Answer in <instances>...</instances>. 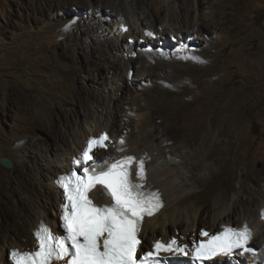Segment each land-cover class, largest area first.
I'll use <instances>...</instances> for the list:
<instances>
[{
	"label": "rangeland",
	"instance_id": "1",
	"mask_svg": "<svg viewBox=\"0 0 264 264\" xmlns=\"http://www.w3.org/2000/svg\"><path fill=\"white\" fill-rule=\"evenodd\" d=\"M109 2L0 0V157L9 158L13 163L11 169L0 165L1 235L9 232L14 239L22 236L15 222L2 213L1 201L9 178L20 169L18 164L27 162L26 152L39 148L35 144L30 147V143L38 140V144L41 141L48 148L50 145L53 147L50 142L53 138L49 140L51 131L55 129L53 125L56 124L59 131L63 130L61 108L66 109L70 116L83 117L87 104L80 106L79 102L82 98L87 101V95L95 87L103 100L93 106L97 105L99 113H105V88L113 87L110 78L122 71L117 66L112 68L104 64L99 67L93 63L86 52V35L88 25L93 21L96 23L97 15H102L100 5L107 6ZM168 2H174V7H187L175 0H166V4ZM192 4L195 8L187 7L181 13L191 9L190 15L199 21V26L197 32L190 33L189 37L195 35L199 39L191 38L190 48L185 51L176 50L181 43L178 38L169 37L167 42L171 45L169 52L176 50L175 57L194 56L199 65L197 75L194 73L195 79L201 81L198 90L190 89V93L185 94L184 91H188L186 82L171 74L172 67L166 65L160 73L155 68L145 71L138 67L142 60L135 59L131 67L134 75L145 72L148 76L129 81L126 88H122V94L118 91L117 97L121 100L116 116L118 121L111 129L115 144L102 155L109 160L115 155L119 143L123 141L128 145L138 139L141 133L137 126L142 118L148 121V118L159 116L162 121L157 112L164 108V103H169L168 112L176 123L175 127L167 130L174 142L180 140L183 131L189 132L193 139L202 129L208 131L210 125L218 122L217 131L222 142L209 153L212 164L207 162L211 165L207 180L203 179L206 173L202 165L204 150H197L200 168L191 169L188 165L191 176L202 173L199 183L194 185L195 191L201 190L200 200L195 206L204 209L196 219L197 229H202L211 226L214 212L207 208L217 202L219 194L228 193L224 202L231 201L242 184L246 186L243 191L245 207L252 210L264 191V0H190ZM94 8H97L96 12ZM157 23L161 24L160 21ZM78 36L80 44L77 43ZM154 47L162 49L158 41ZM116 52L115 46L113 49L104 44L99 55L105 62V58L115 56ZM208 72L212 73V80L203 79ZM91 78L96 84H90ZM189 81L192 87L194 80L189 78ZM91 104L88 103L89 106ZM125 104L128 109L121 112L120 108L127 106ZM228 110L230 116L234 115L235 125L230 119L224 122V112ZM73 120L68 131L74 126ZM228 123H232L231 126ZM158 142L155 136L150 139L154 145ZM214 142L210 136L208 143L202 145L206 148ZM171 148L176 150L172 152L175 156L182 155L179 147ZM54 156L52 148L50 157ZM257 172H261L257 174V183L251 185L249 177ZM249 194L254 197L252 203ZM187 211L191 213L193 210ZM233 217L232 224L236 226L238 219L236 215ZM184 228V224L177 230L171 227L170 233L180 237ZM151 244L152 241L148 242L146 247Z\"/></svg>",
	"mask_w": 264,
	"mask_h": 264
},
{
	"label": "bare ground",
	"instance_id": "2",
	"mask_svg": "<svg viewBox=\"0 0 264 264\" xmlns=\"http://www.w3.org/2000/svg\"><path fill=\"white\" fill-rule=\"evenodd\" d=\"M175 1L185 4L188 8H195L194 4L190 5V0ZM174 4V2L166 4V0H110L107 6L100 5L103 12L101 16L97 15L98 19H96L100 23L93 21L87 27L86 52L89 54L91 61L97 63L99 67L104 64H108L112 68L117 66V68L121 69L122 73L115 74L110 78L109 82L113 84V87L110 84L111 87L105 88L106 95H103L106 101V106L103 108L105 113H102V111L99 113L97 105L93 106L94 103L100 104L103 100L101 93L99 92V95V90L95 87L87 95V101H84L82 98L79 102L80 106H83L85 103L87 104L86 109H83V117L70 116L66 112V109L61 108V114L63 113L64 115L62 117V119L64 118L63 130L59 131L56 124L53 125L55 129L51 131L52 135L49 136V140L50 137L53 138L50 141L53 147L50 145L51 148H48L41 141L38 144V140L36 143H30V147L35 144V146L39 145V148L37 151H35L36 149H29L26 152L28 164H26V161L18 164L21 170L19 169L16 174L9 178L8 184L4 189L3 200L1 201L2 213L15 222L17 231H20L22 236L14 239L9 236V232L0 234V264L5 261L9 249L31 250L34 248L36 241L32 238V232L36 229L40 220H43L53 228L56 227L61 193L56 188L54 180L57 175L66 173L69 170V162L72 156L81 151L88 136L96 137L104 129L108 131L111 139H114L115 135L111 129L118 121L116 116L119 113L117 112L119 109L118 104L121 102L117 94L118 91L121 93L122 88H126L129 84L127 73L134 65L135 59L140 58L142 60L139 61L138 67L144 68L145 71L147 68H155L160 73L166 65L172 67L174 70H171V74L174 73L186 82L188 91H184L185 94L190 93V89L193 91L198 90L201 81L200 79H195L199 65L195 61L194 56L188 55L185 58H179L180 55L178 57L174 55L176 50H188L191 38L199 39L195 35L189 37L190 33L197 32L199 21L196 18L192 19V15H190L191 9H187L188 11L181 13V10H185L187 7L179 5L174 7ZM94 11L96 12L97 8H94ZM101 21H103V24ZM157 21H160L161 24L157 25ZM121 22L129 26L128 32L123 35L117 33V27ZM160 27L162 28L160 29ZM145 28L155 30L153 31L158 41H160L159 45L162 46L163 50H156L153 47L155 41L147 40L145 42V44L147 43L148 46H151L149 51H145L144 45L139 44V38H143L142 32ZM105 35H108L106 39L104 38ZM169 37L172 39L178 38L181 41L180 46H177L175 52L172 53L168 50L171 46L167 42ZM127 38L134 40L133 46L127 43ZM77 43L80 44L79 36L77 37ZM104 44L109 48L113 47V49L115 46V50H117L115 56L105 58V62L99 55L101 46ZM130 51L137 52V57L134 59L127 58L126 54L130 53ZM170 58H173V60ZM184 67L187 70H184ZM146 76L148 74H145V72L142 75H138L137 73L132 77L133 80H131L138 81ZM212 77V73L208 72L203 79L212 80ZM189 78L194 80L192 87H190ZM91 83H95V79L91 78ZM88 103H92L91 106ZM235 105L236 103L234 102L233 106ZM112 106L114 108H111ZM168 106L169 103H164V108L157 112L161 116L162 121L159 120V116L158 118L155 116L154 119L148 118V121L142 118L137 126L138 131L141 133L140 137L132 140L128 145L123 141L119 143L116 147L115 155L109 159V161H113L131 154L136 157H143L146 162L147 184L151 187L152 191L159 192L163 201V206L160 207L158 212L146 217L143 221L141 236L144 240L142 243L144 247L147 246L148 242L156 240L158 236H161V239L165 241L172 237H178L174 234L171 235L170 230L171 227L177 230L182 224H184L185 228L181 231V234L178 233L180 235L179 240L182 243H186L198 235L201 229H197L199 224L196 219L204 209L195 206L200 200L201 194H199V191L201 190L199 188V191H195L194 185L199 183V176L202 173L199 176H191L188 173V165L191 169L194 167L200 168V163L197 164V150H204L205 154L202 165L206 169V173H204L203 179L207 180L206 177L211 174L210 164H212L211 160H209V153L215 145L222 142L220 138L221 134L217 131L218 122L210 125L208 131L202 129L193 139L189 132L183 131L180 140L174 142L167 133V130L176 126V123L168 112ZM127 109L128 105L125 107L121 106L120 111L124 112ZM69 118L70 121H68ZM73 118L76 120H73ZM224 118V122L230 119L235 125L234 115L230 116L229 110L224 112ZM72 120L74 121V126L68 131ZM228 124L231 126L232 123ZM148 125L150 129H146ZM153 136L159 140L155 145L150 143V139ZM210 136L215 139V142L205 148L202 144H207ZM113 144H115L114 140ZM171 146L179 147L182 150V155L177 154L175 156L172 152L176 150L171 148ZM52 148L55 151L54 157H50V150ZM167 155L172 158V164L166 162ZM101 159L105 160L104 157ZM207 162L210 164H207ZM133 167H135V164H133ZM257 174L259 175L261 172L250 175L249 180L251 185H256ZM245 190L246 186L240 184L238 191L234 192L231 201L227 202L224 201L227 199L228 193L219 194L217 202L210 208L209 206L207 208L211 212H214L211 217V226L203 229L209 230L211 235L214 232L220 231L222 225H233L232 219L236 215L238 219L237 227L241 226L242 222H247L253 229V243L257 244L260 248L259 256H261L254 257L252 262H241L240 264H264V253H262L264 251V219L260 218V210L264 209V191L260 193L258 201L256 200L255 208L250 210L247 206L245 207L246 203L243 201V191ZM99 194L98 188H95L92 192L93 198L98 200L99 204H102L103 200H100ZM249 195L252 198L250 200L252 203L254 197L252 194ZM195 207H197V210ZM188 209H192L193 211L190 213L187 211ZM20 241L23 242L18 245Z\"/></svg>",
	"mask_w": 264,
	"mask_h": 264
},
{
	"label": "snow or ice",
	"instance_id": "3",
	"mask_svg": "<svg viewBox=\"0 0 264 264\" xmlns=\"http://www.w3.org/2000/svg\"><path fill=\"white\" fill-rule=\"evenodd\" d=\"M107 134L91 138L81 155L73 158L72 170L57 178L63 190L62 232H53L43 222L33 231V249H12L8 264H165L161 253L190 255L193 264H204L216 256H231L235 249L254 252L245 224L237 229L225 226L219 233L201 230L206 239L180 245L176 239L156 241L153 250L138 257L142 241L139 232L145 216L162 204L158 191L147 184L143 157L125 155L115 161H101L94 149L105 147ZM135 164V180L132 165ZM102 186L110 204L98 205L89 193Z\"/></svg>",
	"mask_w": 264,
	"mask_h": 264
},
{
	"label": "clouds",
	"instance_id": "4",
	"mask_svg": "<svg viewBox=\"0 0 264 264\" xmlns=\"http://www.w3.org/2000/svg\"><path fill=\"white\" fill-rule=\"evenodd\" d=\"M128 30H129V26H128V24H126V23H123V22H121L119 25H118V27H117V33L118 34H121V35H123V34H125V33H127L128 32ZM154 29H150V28H145L144 30H143V32H142V37L143 38H139V44L140 45H144L143 46V48H144V50L145 51H149L150 49H151V46H148L147 45V43L145 44V42L147 41V40H149V41H158V38H157V36H156V34H155V30L153 31ZM158 42H160V41H158ZM127 43L128 44H130L131 46H133V44L135 43L134 42V40L132 39V38H127ZM154 46H155V43H154ZM153 46V47H154ZM155 48V47H154ZM156 49V48H155ZM137 52H135V51H130V53H128V54H126V57L127 58H136L137 56ZM133 75H134V72H133V70H132V68H130L129 69V71H128V73H127V78H128V81H132L133 79H132V77H133ZM132 79V80H131ZM101 134H107V136H108V140L105 142V147H103V148H96V149H94V153H95V156L96 157H98L101 161H103L101 158H105L106 159V157L104 156V155H102V154H104V153H107L108 151H110L111 150V148H112V145H113V140L111 139V137H110V135H109V133H108V131L107 130H101L99 133H98V135L96 136V137H99ZM91 138H94L93 136H88V138L85 140V142H84V145H83V148L81 149V151L79 152V153H77L75 156H72V158H71V160L74 158V157H76V156H79V155H81V153L83 152V150L85 149V144H86V142L89 140V139H91ZM100 155H102V157L100 156ZM131 155H133V154H131ZM70 160V161H71ZM116 160V159H115ZM115 160H113V161H115ZM145 165H146V162H145ZM69 170H70V162H69ZM68 170V171H69ZM131 170H132V172H133V177L135 176L134 174H135V171H136V166L135 167H133V165H132V167H131ZM68 171L66 172V173H68ZM63 174H65V173H63ZM63 174H59V175H57V177L58 176H60V175H63ZM56 177V178H57ZM132 177V178H133ZM55 178V179H56ZM57 188V187H56ZM96 188H98V190H99V192H100V194L102 195H100L99 194V198H100V196H101V198H100V200H103L102 201V204H104V205H107V204H110L111 202H110V199L108 200V198H109V196L108 195H106L105 193H104V191L102 190V188L100 187V186H97ZM95 189V188H94ZM93 189V190H94ZM93 190L89 193V195H90V198L96 203V204H98V205H101V204H99V201L98 200H96V199H94L93 198V196H92V192H93ZM102 197H103V199H102ZM161 198V197H160ZM162 201V200H161ZM61 204H62V197H61V203L59 204V215H60V206H61ZM163 206V201H162V204H161V206L160 207H162ZM160 207L156 210V212H158V210L160 209ZM155 212V213H156ZM154 213V214H155ZM153 214V215H154ZM58 215V216H59ZM260 218L261 219H264V209H261L260 210ZM40 221H43V220H40ZM39 221V222H40ZM43 223L44 224H46L44 221H43ZM247 225V227L250 229V231H251V233H252V238H251V240L249 241V247H252V248H254V252H244V253H241V250L239 249V252H240V254L238 253V256L240 257V258H235V260H234V262H232L231 264H240L241 262L242 263H247V262H252L254 259V257H261V256H259V251H260V248L257 246V244H255V243H253V235H254V231H253V229L250 227V225L247 223V222H242V224H241V226H239V227H237V226H235V225H231L232 227H235V228H241V227H243L244 225ZM48 225V224H47ZM49 226V225H48ZM50 227V226H49ZM37 228V227H36ZM201 230H206V229H201ZM200 230V231H201ZM221 230V229H220ZM34 231V230H33ZM209 231V230H208ZM220 231H218V232H214V233H212V234H215V233H219ZM200 233V232H199ZM199 233H198V235L194 238V239H192V240H189L188 242H186L185 244L186 245H191V242H194V241H199V239H197L198 238V236H199ZM209 234H210V231H209ZM178 236V235H177ZM142 237V236H141ZM32 238L34 239V237H33V232H32ZM178 238V241H180L179 240V236L177 237ZM143 239V238H142ZM35 240V239H34ZM144 241V240H143ZM156 241H161V242H164L165 240H163V239H161V238H158V239H156V240H154L153 242H152V244L153 243H155ZM181 242V241H180ZM151 244V245H152ZM151 245L147 248V247H144L143 245H141V250L140 251H144V250H151ZM254 246V247H253ZM14 249H18V248H14ZM12 249H9L8 250V253L11 251ZM262 253H264V251H262ZM216 259V258H215ZM6 261H8V255H7V257H6V259H5V261L4 262H6ZM4 262L2 263V264H4ZM191 263H193V261L191 262Z\"/></svg>",
	"mask_w": 264,
	"mask_h": 264
},
{
	"label": "water",
	"instance_id": "5",
	"mask_svg": "<svg viewBox=\"0 0 264 264\" xmlns=\"http://www.w3.org/2000/svg\"><path fill=\"white\" fill-rule=\"evenodd\" d=\"M166 162L169 164L173 163V160L170 156H166ZM0 165L4 167L5 169H11L13 167V163L9 158L6 157H0Z\"/></svg>",
	"mask_w": 264,
	"mask_h": 264
},
{
	"label": "trees",
	"instance_id": "6",
	"mask_svg": "<svg viewBox=\"0 0 264 264\" xmlns=\"http://www.w3.org/2000/svg\"><path fill=\"white\" fill-rule=\"evenodd\" d=\"M254 247V246H253Z\"/></svg>",
	"mask_w": 264,
	"mask_h": 264
}]
</instances>
